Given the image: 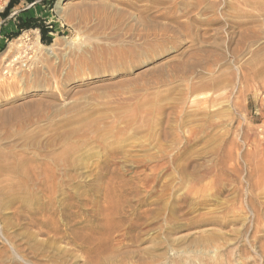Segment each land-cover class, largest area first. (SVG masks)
<instances>
[{
  "label": "rangeland",
  "instance_id": "374dc122",
  "mask_svg": "<svg viewBox=\"0 0 264 264\" xmlns=\"http://www.w3.org/2000/svg\"><path fill=\"white\" fill-rule=\"evenodd\" d=\"M18 15L52 43L9 38ZM66 144L51 198L14 192L5 166ZM263 253L264 0H23L0 18V264Z\"/></svg>",
  "mask_w": 264,
  "mask_h": 264
},
{
  "label": "bare ground",
  "instance_id": "6f19581e",
  "mask_svg": "<svg viewBox=\"0 0 264 264\" xmlns=\"http://www.w3.org/2000/svg\"><path fill=\"white\" fill-rule=\"evenodd\" d=\"M154 4V3H153ZM1 8H3V6L2 5H0V9ZM53 46V45H52ZM127 53V52H126ZM205 102V101H204ZM201 103H203V102H201ZM69 141H71V140H69ZM71 143V142H70ZM74 145V144H73ZM72 146L71 145H65L64 146V148H62V150L60 151V152H58V153H56L55 155H54V153H53V155H52V157H51V159L49 160V161H45L46 160V158H44L45 160H41V159H43V158H41L40 160L38 159V158H36V157H33V158H29V157H27V156H25V159H23V160H21V158H15L14 160H13V163H11L10 165H8V166H5V167H8V168H10L11 170H13V171H15L16 173H17V176H19L18 177V179L20 178V181L18 182V186H17V189H15V188H13L12 187V189L14 190V192L16 191V190H18V189H21V188H23L24 189V185L26 186V184H28L29 182H33V184L35 183H39V185L41 184V185H43V186H45L43 189V191H44V195L45 194H47V193H50V195H49V197L51 198L52 197V193L53 192H56V190H54L51 186V188L49 187L48 188V186L49 185H52V186H56V185H58V182H59V178H60V176H61V172H60V170H61V164H62V162H65L66 161V163L68 162V163H72V161H70V155L71 154H73L72 153ZM49 155V154H48ZM72 156V155H71ZM26 160V161H25ZM29 160H31V161H29ZM37 161H39V162H37ZM66 163H63V164H66ZM62 164V165H63ZM67 165V164H66ZM30 167H32V168H30ZM69 167H71L70 165H69ZM29 168V169H28ZM31 169H32V173H34L33 175H32V173L30 174V172H31ZM17 182V181H16ZM17 184V183H16ZM15 184V185H16ZM29 184H32V183H29ZM36 185H38V184H36ZM14 186V185H13ZM31 186V185H30ZM19 187V188H18ZM27 188V187H26ZM28 188H30V187H28ZM42 188V187H41ZM11 189V190H12ZM23 189H21V190H23ZM38 189H40L39 187H38ZM37 189V190H38ZM50 189V190H49ZM12 190V191H13ZM25 190V189H24ZM42 190V189H41ZM11 191V192H12ZM26 191V190H25ZM30 191V190H29ZM27 191L28 193H29V197L31 196L30 194L32 193V191ZM42 191V192H43ZM13 192V193H14ZM27 192H26V194H27ZM34 192V191H33ZM41 192V193H42ZM21 193V192H20ZM19 192H18V196H19V194H20ZM25 193V192H24ZM11 194V193H10ZM15 194V193H14ZM37 194V193H36ZM38 194H39V192H38ZM24 195V194H23ZM28 195V194H27ZM32 195L34 196V194L32 193ZM12 196H14V195H12ZM15 196H17V195H15ZM32 197V196H31ZM36 197V196H35ZM10 198V197H9ZM20 199H22V198H20ZM26 199V198H25ZM24 200V199H23ZM29 200V199H28ZM11 201V200H10ZM51 201V200H50ZM50 203H52V202H50ZM130 202L128 201V204H129ZM38 204V203H37ZM46 210H47V207L45 208ZM153 213H154V211H153ZM158 213V211L156 212V214ZM263 251V250H262ZM264 254V253H263Z\"/></svg>",
  "mask_w": 264,
  "mask_h": 264
},
{
  "label": "trees",
  "instance_id": "16d2710c",
  "mask_svg": "<svg viewBox=\"0 0 264 264\" xmlns=\"http://www.w3.org/2000/svg\"><path fill=\"white\" fill-rule=\"evenodd\" d=\"M23 0H9L5 9L0 12V18H7L12 11L20 5ZM28 2H33L34 0H27ZM26 10H23L25 12ZM17 30L13 32V34H8L9 38L17 37L23 30L27 29H39L41 35V41L45 44H51L54 38V33L56 32L55 27L51 25H47L45 23L40 22V19L37 17L28 16L24 18L23 16H17Z\"/></svg>",
  "mask_w": 264,
  "mask_h": 264
}]
</instances>
